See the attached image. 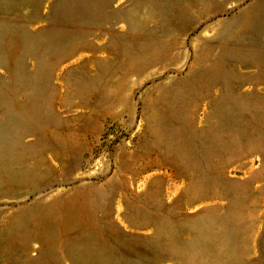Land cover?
Masks as SVG:
<instances>
[{
    "label": "rangeland",
    "instance_id": "obj_1",
    "mask_svg": "<svg viewBox=\"0 0 264 264\" xmlns=\"http://www.w3.org/2000/svg\"><path fill=\"white\" fill-rule=\"evenodd\" d=\"M0 264H264V0H0Z\"/></svg>",
    "mask_w": 264,
    "mask_h": 264
}]
</instances>
